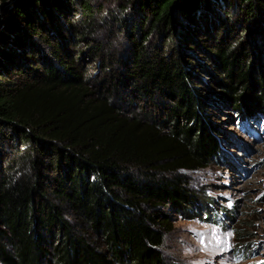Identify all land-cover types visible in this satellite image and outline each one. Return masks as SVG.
Segmentation results:
<instances>
[{"label":"trees","instance_id":"trees-1","mask_svg":"<svg viewBox=\"0 0 264 264\" xmlns=\"http://www.w3.org/2000/svg\"><path fill=\"white\" fill-rule=\"evenodd\" d=\"M222 107L264 136V0H0V264H166L170 212L234 220L180 173L223 161Z\"/></svg>","mask_w":264,"mask_h":264},{"label":"rangeland","instance_id":"rangeland-1","mask_svg":"<svg viewBox=\"0 0 264 264\" xmlns=\"http://www.w3.org/2000/svg\"><path fill=\"white\" fill-rule=\"evenodd\" d=\"M107 7V6H106ZM114 5L105 13L113 14ZM96 18L98 30L92 35L94 40L108 47L124 42L113 28V23ZM75 20V19H74ZM107 22V23H106ZM89 35V34H88ZM115 39V40H114ZM104 43H103V42ZM87 72L98 81L104 73L99 68V59L85 61ZM105 85V84H104ZM107 86V84L105 85ZM215 122L230 140L222 149L220 163L212 164L196 171H181L189 189L202 194L219 211L226 209L234 220L214 225L204 220L188 219L170 212L171 227L163 244V257L166 264H264V136L256 139L236 123L233 113L222 107L216 110ZM215 123V124H216ZM1 153V150H0ZM9 160L0 161L6 168ZM5 161V162H4ZM231 164V165H229ZM47 175V174H46ZM75 229L84 232L71 211L65 212ZM247 246V249L244 247ZM244 249V250H243ZM247 250L254 252L241 257Z\"/></svg>","mask_w":264,"mask_h":264}]
</instances>
